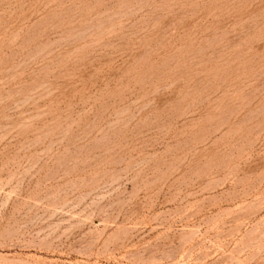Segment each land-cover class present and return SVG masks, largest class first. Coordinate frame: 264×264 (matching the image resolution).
Returning <instances> with one entry per match:
<instances>
[{
	"label": "rangeland",
	"instance_id": "rangeland-1",
	"mask_svg": "<svg viewBox=\"0 0 264 264\" xmlns=\"http://www.w3.org/2000/svg\"><path fill=\"white\" fill-rule=\"evenodd\" d=\"M0 264H264V0H0Z\"/></svg>",
	"mask_w": 264,
	"mask_h": 264
}]
</instances>
